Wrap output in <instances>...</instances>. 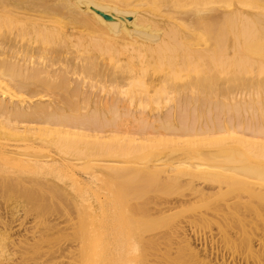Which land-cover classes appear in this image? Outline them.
<instances>
[{"label":"bare ground","instance_id":"6f19581e","mask_svg":"<svg viewBox=\"0 0 264 264\" xmlns=\"http://www.w3.org/2000/svg\"><path fill=\"white\" fill-rule=\"evenodd\" d=\"M152 1L0 0V188L7 195L14 184V190L35 185L46 201L66 200L72 227L47 240L31 226V237L15 240L20 260L7 251L0 264H168L141 250L152 252L168 238L169 254L198 256L189 224L210 214L218 229L241 227L253 262L264 259L247 228L264 223L253 205L264 202V0H237L233 8L230 0L218 20L211 9L216 0H190L202 7L163 16ZM130 180L178 196L136 205L105 191L106 182L114 189V182ZM214 194L222 218L211 212ZM40 205L33 206L44 210ZM236 206L244 211L232 213ZM30 210L8 225L0 216L1 250ZM135 214L149 224L158 216L183 219L158 232L132 228ZM43 223L46 233L56 229ZM233 233L226 237L235 244L239 232Z\"/></svg>","mask_w":264,"mask_h":264},{"label":"rangeland","instance_id":"374dc122","mask_svg":"<svg viewBox=\"0 0 264 264\" xmlns=\"http://www.w3.org/2000/svg\"><path fill=\"white\" fill-rule=\"evenodd\" d=\"M199 1H201V0H199ZM220 1L221 0H216L215 3L211 4V6H212L211 9L213 8L212 9V17H213L214 20H218L219 19V17L222 14V12L220 10H223L224 6L229 5L232 1H233V3L231 4V5H233V6H231L232 8L237 4V0H232V1H230V0H222L221 2ZM240 1H238L240 3V4H238L239 6L241 5ZM242 1L247 2V3H248V1L249 2L252 1L253 5L254 4L255 5L258 4V3L256 4L255 3L256 1H254V0H242ZM258 1H260V0H258ZM190 3H191L190 0H153L152 2H150V4H154V7H156L158 10L161 11V16L168 14V12H169L168 9L191 11V10H194L196 8H201L202 7V5L200 6L197 3H194V4H190ZM259 3H261V1ZM179 4H182L183 6L177 7ZM262 5L263 4H261V6ZM247 7H243V8L246 9V11H248V12H250V11L252 12L253 11L255 13L258 12L259 9H262V8H259V9L252 8L251 9L249 7L250 8V11H249V8L247 9ZM218 9H220V10H218ZM208 11H210V13H211V10H208ZM259 77L261 79L264 78L263 75L262 76L259 75ZM106 183H104L105 184V188H107L105 191H107V193L108 192L111 193V194L108 193V195H110L111 197L117 198V199L119 198L120 200L121 199H123V200H127L128 199V201L131 204H136V205L146 204V203H143L144 200L147 203H149V202L156 201V200L157 201H161V200H165V199H175V197L177 198V196H178V194L176 192L174 193L173 191H170V189L169 190H166V189L163 190L162 187H158L157 185H155L152 182H142V181H138V180H132V181L130 180V181H127L125 183L114 182V184H112V186L114 185L112 188H114L116 190L111 189V187L109 186L110 184L107 183V185H106ZM117 184H118L119 187L117 186ZM15 185L16 184H14L12 186V192L11 193H7V195H6V192H4L5 186L2 187V190L0 188V194H1L0 195V209L4 208V209L0 210V216L1 215L4 216V219H2L3 216L1 217V219L4 221V223L6 225H8L9 221H11L13 219L15 220L16 218H19V217L20 218L24 217L25 208H27V207L30 208V209L34 208L35 210H33V211H35L36 213L33 212L32 210H30V211H32L36 215L31 213L30 211H29L30 213L29 212L27 213L28 215L25 214V216H27V218L24 220L25 224L21 228H18V226L17 227L15 226V224L18 223L17 221L16 222L13 221L12 225H13V227L15 226L13 228L14 232L10 231V232H12L14 234V237L16 238V239L14 238L13 241H15V240L17 241V238H19V237H20V239H23L25 235L29 236V234H30L29 237H31L32 234L30 232L31 231L30 227L33 226V225H35V226L37 225V230H38V228L42 229V231H40V232L42 234H44L43 237L45 239H47V240H53V239L55 240L56 235H59L60 232H61V235H62V232H70L71 231L72 227L70 225V221L68 220V217L66 216V214H64V210H63V209H66V207L68 208L67 202L65 200L66 197H64L65 195L63 196L64 198L62 197V199L65 200V202L63 201L64 203L62 201L60 202L61 198H59V200H57V201H56V199H53L55 202L50 200L51 201L50 202L49 199H48V201H46L48 197L44 198V196H42L45 192L43 193V191H42V189L40 187L37 188V186L34 185V187L30 186V188H29V185L27 184L28 185V186L26 185L27 187L26 186L21 187V188L26 187L25 189H21V188H19L20 186H17V188H15V190H14V186ZM70 185L71 184H68L66 187H70L71 188V189L69 188L70 190L76 191V193L79 196H80L81 193H82V195L90 196L88 189H86L84 187L82 188L80 186H76L77 187V189H76V187L74 185H71V186ZM16 189H17V191H16ZM30 190L31 191L34 190L36 194L32 191L34 193L33 194ZM19 192H20V194H19ZM27 192H28L29 195H31V193H32L34 195V197L33 196H29L28 197L26 195L27 196V199H26L24 194L27 193ZM3 193L5 195H3ZM39 193L41 194V196L39 195ZM67 193H68V195L69 194H73L69 190L67 191ZM112 193H116V195L115 194L113 195ZM218 195L219 194H214L210 198V200L209 199L208 200L209 201H213L211 212H213L214 214L219 215L222 218V212L223 211H222V206H221V203L219 201ZM35 196H37L38 198L35 197ZM31 197H33V199L36 198L35 200L38 199V201H35V203H34L33 202L34 200ZM19 198H21L22 200L19 199ZM17 199L20 200V201H24V203H22V205L20 204V206L18 208H16L17 204H15L18 201ZM31 199H32V201H31ZM39 199H41V201ZM42 199H45V200H43V202H42ZM242 199L243 200H249L248 197H244ZM39 201L41 202L40 206H42L41 207L42 209L44 208L42 203L46 204L44 210L39 209L37 206L36 207L33 206V205H36V202L40 203ZM233 201L235 202V199L231 200L230 202L233 203ZM58 202H60V204ZM87 202H90V199ZM253 205L258 207L261 210V213L264 214V202H260L259 203V202L254 201ZM29 206H31V207H29ZM59 206H60V208H59ZM61 206L63 208H61ZM20 207H21V209H20ZM36 208H38V209L36 210ZM234 210H239L241 212L244 211V209H242L241 207H238V206H236V209H234V207H232L231 212L234 213ZM1 212H2V214H1ZM8 212H10V213H8ZM16 212H17V214H16ZM20 215H22V216H20ZM254 215H257V214L255 212L247 211V215L246 216H247V218L249 220H256ZM35 216H37V217L38 216L39 217L43 216L44 219H42L43 220L42 221L41 219L39 220V217H38L37 218L38 220H37ZM158 217H159L158 220H156L154 223L149 224L148 221H147V218L145 216L143 217L141 214H135V216H133L131 218V225H133L131 227L132 228H135V227L137 228V227H146V226L147 227H151L152 226V227H155L157 229L156 231H158V232H167V231L171 230L172 227H174L175 224L179 220L183 219L182 218L183 216H180L177 219L173 218L172 221H169L168 220L169 218L161 217V216H158ZM97 218H100V216H97ZM101 218H102V216H101ZM184 219H187V218H184ZM188 219H190V218H188ZM211 219L218 220V218L216 216H213L212 214H210V215H208V220L207 221L195 220L196 221L195 223L189 224L190 227L192 228V230L195 231V233H193V232L192 233L188 232V233H190L189 237H190V239H191V241L193 243V247H195V249H197L198 252H199L198 256H194L189 251H184V250H182L180 253H178L176 251V249H175V251H173L174 250L173 249L172 253L169 254V244L167 243L168 242V238L162 239L161 240V244L158 246V248L152 250V252L151 251L148 252L147 249L143 248L141 250L142 256L145 257V255H147L146 258L147 257H151L152 258V257H155V256H153V254L157 253L160 256L159 258L165 257L164 261L167 258H169L168 261H167L168 264H258L259 263L258 261L253 262L254 258H255V260H257L255 255L253 256V255L250 254V256H249V254H248L249 252H248V249L246 247V245H247L246 244V239L247 238L245 239L244 236L241 235V230H242V229H240L241 227L239 229L235 228L232 231H227L225 229H218L217 225L214 224L213 221L211 222ZM138 220H141V222H139ZM37 221H41L42 224H40L41 222H39V224L38 223L36 224ZM43 222H52V223H56L57 224L56 229H54L52 231L53 233L50 232V231H48L46 233L43 230V227H42L44 225ZM87 222H88L89 225L97 226V224H96L97 220H88ZM233 224H236V223H233ZM249 224H252V225H247V228L252 230L251 233H248L249 236L252 238V242H251L252 243V248L255 251H257V252L258 251L261 252V255H262V254H264V223H263V221H259V223H249ZM255 226H257V227H255ZM0 227L2 228V225H0ZM233 231H238L239 232L238 234L234 235L235 239H236L235 244H232L228 240L229 237H226L228 235L233 237V234H234ZM27 233H29V234H27ZM191 235H194V236H191ZM239 235H241V236L239 237ZM11 236L13 237V235H11ZM22 236H23V238H21ZM192 237H194V239ZM7 241H4V243H3L4 248H5V246H6V248L4 250H1V248H0V252H1L0 254H3L5 256H7L6 255L7 251H9V252H7L8 254H12V253H15L17 251V249L19 248L18 245H17L18 241L17 242L16 241L13 242L12 238L10 240L8 239ZM10 242L13 243V246L10 244ZM14 243L17 246H15ZM214 244L217 246V248H215V249L213 247ZM8 246L10 248L11 247L12 248L10 249ZM135 246H137V245H135ZM211 246L213 247L214 250L211 249ZM236 247H237V249H235ZM14 248H16V249H14ZM14 250H15V252H14ZM137 252H138V248H137ZM217 254H218V257H217ZM13 255L14 254H12V256H11L13 258H14L15 255L16 256L18 255V256L17 257L15 256L16 258H14L12 260H14V261L20 260L18 253H15L14 256ZM134 256H135V254H134ZM140 256H138V260L141 259ZM252 256H253V258H252ZM144 257H142V258H144ZM222 257H224V258H222ZM234 259H236V260H234ZM12 260L8 261L6 264H8L9 262H10L9 264H11V262H12V264L15 263ZM26 260L23 262V264L24 263L25 264H32V262H33V260H30V259L27 260L29 262H27ZM262 260H264V259H260V263L259 264H262V263L264 264V261L262 262ZM256 262H258V263H256Z\"/></svg>","mask_w":264,"mask_h":264}]
</instances>
